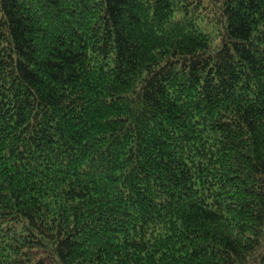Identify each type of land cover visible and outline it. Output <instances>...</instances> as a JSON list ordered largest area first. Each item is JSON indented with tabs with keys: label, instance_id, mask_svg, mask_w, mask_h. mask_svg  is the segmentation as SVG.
<instances>
[{
	"label": "trees",
	"instance_id": "1",
	"mask_svg": "<svg viewBox=\"0 0 264 264\" xmlns=\"http://www.w3.org/2000/svg\"><path fill=\"white\" fill-rule=\"evenodd\" d=\"M0 264H264V0H0Z\"/></svg>",
	"mask_w": 264,
	"mask_h": 264
}]
</instances>
